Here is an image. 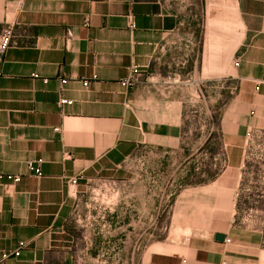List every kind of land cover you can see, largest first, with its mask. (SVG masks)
I'll use <instances>...</instances> for the list:
<instances>
[{
  "label": "crops",
  "instance_id": "obj_1",
  "mask_svg": "<svg viewBox=\"0 0 264 264\" xmlns=\"http://www.w3.org/2000/svg\"><path fill=\"white\" fill-rule=\"evenodd\" d=\"M229 1L233 27L212 39L189 21V0H0V32L14 33L0 63V174H21L0 182V250L24 242L3 264H95L103 245L139 264L152 179L128 175L125 158L146 147L161 168L170 155L186 166L213 136L186 128L189 108L215 115L225 92L215 116L226 164L174 193L159 178L155 199L173 200L166 230L187 213L189 231L206 233L183 264H264L262 229L236 221L246 134L264 130V0ZM189 132L201 143L190 152ZM37 157L39 176L26 166Z\"/></svg>",
  "mask_w": 264,
  "mask_h": 264
},
{
  "label": "rangeland",
  "instance_id": "obj_2",
  "mask_svg": "<svg viewBox=\"0 0 264 264\" xmlns=\"http://www.w3.org/2000/svg\"><path fill=\"white\" fill-rule=\"evenodd\" d=\"M189 1L187 16L190 22H199V33L204 34L205 37H208L207 33H209L213 39L220 36V34H227L231 31L233 26L229 21L232 14L229 0H206V2L203 0V5H201L200 0ZM193 29V26L189 25V28L186 27L183 31L193 33ZM207 87L208 83L206 82ZM226 93L221 94L220 104L215 106L214 113L211 111L212 114L217 115L218 107L222 108L224 106ZM206 100L209 104H212V100L209 101L207 93ZM188 113L187 129L194 130L195 127L202 126L205 130L212 129L213 136L211 138L206 137L204 144H201L200 140L197 143L194 133L189 132L185 135L183 145L188 148L189 152L197 147L198 144H201L199 151L193 154L192 159L186 163V166L180 165L175 168L176 162L181 160V158L176 156L175 160V156L170 155L164 159V162L170 164L171 161H175V164L161 168L159 165H155V162H158L161 158L153 154L152 148L146 147L139 148L125 158L124 161L125 171L128 175L152 179V225L150 231L141 232L140 234L139 253L141 258L139 264H183L181 262L183 256L187 255L188 251L196 250L195 247L200 246L206 236L205 231L193 230L194 226L189 231L188 225H192V217L187 213L173 217L174 226L171 227L170 231L166 230L165 226L168 224L169 216L173 209V200L172 198L164 200L163 197L162 201H158L155 199L154 194L159 193L160 188L163 187L162 185L159 186V178L166 177L172 183L170 187L174 193L175 189L178 188L175 182H198L208 179L226 164L224 154L220 150L222 141L217 129V117L215 115L210 116L207 109L197 119H192L190 108ZM184 151L186 152L187 150ZM184 151L182 153L183 156H185ZM91 187L98 188V185H91ZM238 187L237 223L252 228H261L264 233V130H249L246 134L244 163L240 170ZM96 190H93L92 193L91 190L87 192L88 194L100 192V190ZM97 202L99 203L100 199ZM143 205L146 206L144 203ZM83 209L84 207H81L80 210ZM145 211H148L147 208H145ZM145 211L144 207H142V213H145ZM81 218L83 219L82 216ZM216 220L223 223L224 217L216 218ZM81 221L83 223L84 219ZM141 223L142 228L143 225H147L148 217H143L142 215ZM98 249L101 255L95 264H118L116 255L111 252L112 250H109L108 246L103 245Z\"/></svg>",
  "mask_w": 264,
  "mask_h": 264
},
{
  "label": "built area",
  "instance_id": "obj_3",
  "mask_svg": "<svg viewBox=\"0 0 264 264\" xmlns=\"http://www.w3.org/2000/svg\"><path fill=\"white\" fill-rule=\"evenodd\" d=\"M13 26L11 24H7L6 26L3 27V29L0 32V63L3 59V54L5 50L8 48V46L14 42L13 40ZM234 64H238V60H234ZM264 79V77H263ZM62 81H65L64 78L61 79ZM125 82H129V80L125 79ZM86 83V81H84ZM61 103L62 102H71V99L61 97L59 100ZM57 129V128H56ZM41 163H42V158H28L26 160V166L27 168L33 172L34 175L39 176L42 173L41 170ZM21 177V174L16 173H6V174H0V182L3 181V178H11L14 180H17ZM76 178H72V182H75ZM24 245L23 241L19 242V245L14 248V249H3L0 250V264H3L5 259L9 258L10 256H17L20 253L21 247Z\"/></svg>",
  "mask_w": 264,
  "mask_h": 264
},
{
  "label": "water",
  "instance_id": "obj_4",
  "mask_svg": "<svg viewBox=\"0 0 264 264\" xmlns=\"http://www.w3.org/2000/svg\"><path fill=\"white\" fill-rule=\"evenodd\" d=\"M216 239L222 240L224 238V233L223 232H216L215 233Z\"/></svg>",
  "mask_w": 264,
  "mask_h": 264
},
{
  "label": "trees",
  "instance_id": "obj_5",
  "mask_svg": "<svg viewBox=\"0 0 264 264\" xmlns=\"http://www.w3.org/2000/svg\"><path fill=\"white\" fill-rule=\"evenodd\" d=\"M215 173H216V172H215ZM215 173H213V175H214Z\"/></svg>",
  "mask_w": 264,
  "mask_h": 264
}]
</instances>
